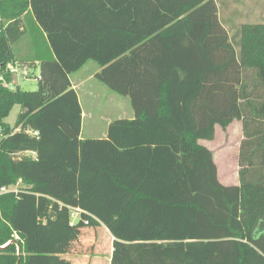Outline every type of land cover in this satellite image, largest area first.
I'll use <instances>...</instances> for the list:
<instances>
[{
    "label": "trees",
    "instance_id": "trees-1",
    "mask_svg": "<svg viewBox=\"0 0 264 264\" xmlns=\"http://www.w3.org/2000/svg\"><path fill=\"white\" fill-rule=\"evenodd\" d=\"M88 61L134 112L102 138L81 137L70 79ZM37 64L36 90L4 84ZM1 77L0 264H76L65 255L101 225L110 264H264V23L236 49L216 0H0ZM236 119L225 185L200 140Z\"/></svg>",
    "mask_w": 264,
    "mask_h": 264
},
{
    "label": "rangeland",
    "instance_id": "rangeland-1",
    "mask_svg": "<svg viewBox=\"0 0 264 264\" xmlns=\"http://www.w3.org/2000/svg\"><path fill=\"white\" fill-rule=\"evenodd\" d=\"M219 16L228 30L231 41L239 49L240 26L243 23H264V0H217ZM32 36L26 32L25 36L13 44L15 54L19 59H26L33 53ZM20 69V68H19ZM98 65L94 61L87 62L82 69L71 74V80L76 85L83 110L81 135L84 138L103 137L108 123L119 118H132L133 108L129 97L120 95L94 77ZM40 70L37 66L21 67L13 74V83L25 90H36ZM20 106L15 105L6 122L13 126L16 122ZM243 139L242 123L234 120L230 126L223 129L216 128L213 140H200L212 149L221 166L220 173L230 176L236 172L237 155L239 157L240 143ZM231 167V168H230ZM20 187V186H19ZM75 220L77 213L73 214ZM113 238L104 226L87 227L82 231L80 239L74 245L73 252L79 262L84 264H110L112 257Z\"/></svg>",
    "mask_w": 264,
    "mask_h": 264
},
{
    "label": "crops",
    "instance_id": "crops-1",
    "mask_svg": "<svg viewBox=\"0 0 264 264\" xmlns=\"http://www.w3.org/2000/svg\"><path fill=\"white\" fill-rule=\"evenodd\" d=\"M217 1V0H216ZM218 4V3H217ZM218 8H219V6H218ZM243 24H246V23H243ZM242 24V25H243ZM241 25V26H242ZM225 26V25H224ZM240 26V27H241ZM226 27V26H225ZM239 32H240V30H239ZM32 43H33V53H32V55H30L29 57H31V56H33L34 54H35V46H34V42H33V40H32ZM89 62V61H88ZM35 66H37V68L39 69V65L37 64V65H35ZM10 67L11 68H14V66L13 65H10ZM84 67V66H83ZM82 67V68H83ZM81 68V69H82ZM98 70H99V66H98ZM97 70V71H98ZM79 71V70H78ZM96 71V72H97ZM77 72V71H76ZM76 72H74V73H76ZM95 72V73H96ZM95 73H94V75H95ZM73 74V73H72ZM70 79H71V75H70ZM71 82H72V85H73V87L76 89L77 87H76V85L74 84V82H73V80H71ZM82 112H83V110H82ZM109 124V123H108ZM218 126V125H217ZM217 126H216V128H217ZM230 126V125H229ZM108 127V126H107ZM107 127H106V131H107ZM107 135V133H105V135L103 136V137H105ZM81 137H82V135H81ZM82 138H84V137H82ZM99 138H102V137H99ZM212 150V149H211ZM214 154V153H213ZM239 154V153H238ZM215 155V154H214ZM214 159H215V162H216V164H217V167H218V176H219V180L223 183V184H225V185H236V184H239V174H238V170H239V164H238V155H237V161H236V172L234 173V174H230V176H223L221 173H220V169L221 168H224V166H221V164L219 163V160L216 158V156H214ZM231 168V167H230ZM103 226V225H102ZM105 227V226H104ZM113 238V237H112ZM112 249H113V246H112ZM65 257L66 258H68V259H71L74 263H76V264H84V263H82V262H79V259L78 258H76V256L75 255H73V256H68V255H65Z\"/></svg>",
    "mask_w": 264,
    "mask_h": 264
},
{
    "label": "built area",
    "instance_id": "built-area-1",
    "mask_svg": "<svg viewBox=\"0 0 264 264\" xmlns=\"http://www.w3.org/2000/svg\"><path fill=\"white\" fill-rule=\"evenodd\" d=\"M10 71L12 72V73H17V68H10ZM1 80H3V77H1L0 78ZM4 84H6V85H15L14 83H11V84H8L6 81H4ZM37 132H35V134H36ZM12 189L11 188H7V187H2V188H0V194L1 193H5V192H10ZM74 216V215H73Z\"/></svg>",
    "mask_w": 264,
    "mask_h": 264
}]
</instances>
